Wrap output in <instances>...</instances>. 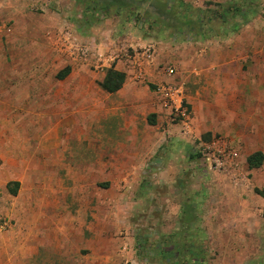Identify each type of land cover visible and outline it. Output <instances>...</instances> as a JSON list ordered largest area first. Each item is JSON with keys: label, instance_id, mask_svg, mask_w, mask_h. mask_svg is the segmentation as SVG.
Listing matches in <instances>:
<instances>
[{"label": "rangeland", "instance_id": "374dc122", "mask_svg": "<svg viewBox=\"0 0 264 264\" xmlns=\"http://www.w3.org/2000/svg\"><path fill=\"white\" fill-rule=\"evenodd\" d=\"M100 1L123 9L92 23L83 0H0V264H82L96 251L123 264L131 240L138 247L133 264H215L219 220L210 210L223 203L222 195L236 193L253 207L249 217L235 213L254 227L245 235L264 240V160L256 169L245 161L264 154V104L257 103L264 86V0ZM197 9L206 14L201 28L192 16ZM155 45L173 50L156 64L166 75V67L176 70L178 50L234 51V83L248 77L253 102H243L236 89L238 104L226 108L244 125L239 135L206 137L183 156L199 162L198 148L221 140L242 156L235 168L216 171L202 160L183 173L173 168V158L177 165L185 158L169 157L175 141L165 130L181 126L180 134L187 127L186 116L173 108L157 145L139 146L138 159L129 153L132 139L115 133L127 123L134 70L144 69L138 74L143 87L158 86L145 71L154 65L147 61ZM112 68L125 75L120 92L102 86ZM184 173L197 188V230L173 239L182 223L194 220L183 216L182 192L192 188L182 184ZM18 242L27 246L17 248Z\"/></svg>", "mask_w": 264, "mask_h": 264}, {"label": "crops", "instance_id": "0c3cea01", "mask_svg": "<svg viewBox=\"0 0 264 264\" xmlns=\"http://www.w3.org/2000/svg\"><path fill=\"white\" fill-rule=\"evenodd\" d=\"M156 47L157 46L155 45L154 52L157 54L154 53L155 57L153 56L151 61H147V64L153 63L154 65L152 69L147 68L145 71L146 73H149L148 75L158 86H156L157 88L155 91L147 86L143 87L141 85V78L138 77V74L143 76L145 73L144 69H141L140 67L139 70H134L133 78L130 80L129 84L131 96L127 98L126 103L128 107L126 112L127 123H125V128L115 131L117 134L120 133L121 135L132 139L130 142L131 148L129 153L135 155L136 159H138L137 155L139 153V146H145L143 150H146L151 147L154 148L157 145V141L163 133L161 129H165L164 123L167 122L166 114L172 109L163 96L158 93L157 89L160 86L169 84L178 87L177 97L179 101H181L183 111L186 114L187 124L184 133L180 132V134H178L181 126L179 128L168 126L169 129L165 130L172 133V137L175 141L174 148L171 150L174 151L169 154L170 156L168 155L169 157H173L178 153V155L181 156V159L185 158V156H183V151L185 149H190L191 147H198V145L203 142L202 139L206 137L221 135L227 138L239 135L240 128L244 125L245 120L238 117L234 119L233 115L230 117V110H227L226 105L228 103L238 104L232 100L234 97V90L236 89H241L242 95L244 96L242 100L243 102L245 99V102L250 104L251 101L253 102V99L251 100V97L248 95V92L252 88L248 77H245L244 80L241 79L240 82L234 83L235 72L231 65L234 61L230 54L234 51L211 49L206 52L205 56H203L200 52V54L197 52V49L178 50L177 53L180 57H177V59L175 57V60L172 58L176 70L174 77H171L170 75L164 74L161 70H158L156 64L158 63L157 61H162L167 58V56L164 57V55H162L163 51H168V53H170L173 50H166L167 48H163L161 45H159L157 49ZM168 53L165 54L167 55ZM262 70L264 69L262 68ZM231 74L233 77L228 78L227 76ZM124 87L126 88L125 83H123V86L118 92L123 90ZM82 88L85 89L84 87ZM258 88H260V85ZM261 88L263 90L261 92V97L257 98L258 104H264V86ZM228 93H230L229 96H227ZM146 112L149 113V116H146ZM139 113L142 114L139 115ZM143 150H141V152ZM124 154L127 155V151H124ZM249 156L250 155L246 157L245 161L248 162ZM195 158V155H192L190 159L191 162H189L186 157L184 163H181V165H177V159L173 158V163H177L173 168H177L178 171L181 172V170H179L180 167L183 173L184 169L188 170V168L193 166L192 163L197 160ZM238 159L239 161H242L243 159L240 154ZM200 161L198 162L197 160V166L200 165L203 160ZM203 164H205L204 161ZM183 177H185V180L183 179L182 184H186L189 179V174L187 175L184 173ZM165 178L167 179V182H173V178L169 176H165ZM180 178L181 177L178 179ZM195 180L197 181V179ZM195 180H193V182ZM187 185L192 188L190 190L185 188L182 192L183 198H181V201L184 205L183 216L185 218L193 216L194 220L190 225L182 223V221V229H178L179 231L175 230L176 232L173 233V236L175 235L172 237L173 239L175 237H181L182 234L186 235V233H188L187 231L194 232L195 229L197 230V188H195L196 185L192 183V180ZM9 191L11 190L9 189ZM211 199L213 198L211 197ZM222 201L223 203L218 202L213 205V209L210 210V213L214 214L215 217H218L219 220L217 232L220 233V236H215L218 239V244H216L215 247L219 250V253L215 264H264V240H260L257 243L249 240L246 235L250 230H253L254 227L249 224V221L247 225L241 224L237 219L238 214L235 216L236 211L240 215L247 217L253 214V207L250 206V200L244 199L239 193H236L222 195ZM201 212L203 214L208 211L201 210ZM228 213L229 220L221 219ZM232 213H234L233 216ZM234 218L236 219L234 220ZM69 230V226H65L66 234ZM208 231L210 234H212L211 231L214 234L217 233L212 227H210ZM234 234L236 235L227 237V235L230 236ZM173 239L172 241H169V249H172L174 246ZM129 243V250L123 252L126 261L138 258L137 245L134 244V240L129 241ZM26 246L27 244L24 242L17 243V248H24ZM4 255L5 254H3L2 257H4ZM19 255L23 256L25 253L21 251L19 252ZM91 255L93 256L87 258L86 262H83L82 264H119L121 261V257H115L112 261H109L104 258L100 251H96V253ZM4 261L5 258H2L1 262L4 263ZM65 264L74 263L69 260L66 261Z\"/></svg>", "mask_w": 264, "mask_h": 264}, {"label": "built area", "instance_id": "2783aa9c", "mask_svg": "<svg viewBox=\"0 0 264 264\" xmlns=\"http://www.w3.org/2000/svg\"><path fill=\"white\" fill-rule=\"evenodd\" d=\"M145 54L148 58L152 57L151 47H147L145 49ZM165 71L171 76L175 74V69L173 67H166ZM157 91L163 96L167 104L170 105L175 112H177V114L182 116L186 115L183 111L181 101H179L177 97L178 87H176V85L169 84L160 86ZM196 154L205 162L206 165L216 171H222L227 168H235L238 164V151L234 150L225 141L221 140H214L211 143L202 144L198 148ZM128 248V244L125 243L123 249L127 250ZM123 264H133V262L125 261Z\"/></svg>", "mask_w": 264, "mask_h": 264}, {"label": "trees", "instance_id": "16d2710c", "mask_svg": "<svg viewBox=\"0 0 264 264\" xmlns=\"http://www.w3.org/2000/svg\"><path fill=\"white\" fill-rule=\"evenodd\" d=\"M85 2V16H90L93 22H97L99 20H102L106 16H108L112 10H116V12L119 13L121 9H123L122 6H109L107 2H101L100 0H83ZM122 7V8H121ZM132 8V6H130ZM192 16L197 17V27L201 28L206 25V14L203 9H197V14H194ZM187 17V16H186ZM209 21V25L214 22V19L207 18ZM190 25V24H189ZM210 29V28H209ZM212 29V28H211ZM182 31H188L182 29ZM202 31L197 30V35H199ZM70 71L69 68L66 69V72L68 73ZM125 75L121 72L115 71L113 68L108 72L102 86L105 90L108 92H116L118 91L124 83ZM264 160V154L261 151L255 152L248 158V164L251 169L258 168L262 165ZM15 185H19L18 182H15ZM10 187V186H9ZM10 189V188H9ZM259 191L258 189L256 190ZM11 192L15 193V189H11Z\"/></svg>", "mask_w": 264, "mask_h": 264}]
</instances>
